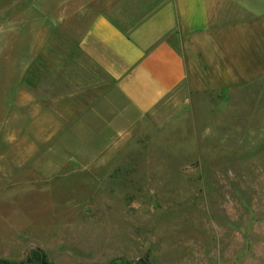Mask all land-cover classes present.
I'll list each match as a JSON object with an SVG mask.
<instances>
[{
	"label": "rangeland",
	"instance_id": "obj_1",
	"mask_svg": "<svg viewBox=\"0 0 264 264\" xmlns=\"http://www.w3.org/2000/svg\"><path fill=\"white\" fill-rule=\"evenodd\" d=\"M96 1L0 0V264H264V73L208 49L121 110L79 51Z\"/></svg>",
	"mask_w": 264,
	"mask_h": 264
},
{
	"label": "crops",
	"instance_id": "obj_2",
	"mask_svg": "<svg viewBox=\"0 0 264 264\" xmlns=\"http://www.w3.org/2000/svg\"><path fill=\"white\" fill-rule=\"evenodd\" d=\"M96 2L79 51L114 83L121 110L151 113L195 80L208 49L212 58L224 48L240 49L243 70L264 73V0Z\"/></svg>",
	"mask_w": 264,
	"mask_h": 264
},
{
	"label": "water",
	"instance_id": "obj_3",
	"mask_svg": "<svg viewBox=\"0 0 264 264\" xmlns=\"http://www.w3.org/2000/svg\"><path fill=\"white\" fill-rule=\"evenodd\" d=\"M29 262V255L27 256V259H26V263L25 264H28Z\"/></svg>",
	"mask_w": 264,
	"mask_h": 264
},
{
	"label": "trees",
	"instance_id": "obj_4",
	"mask_svg": "<svg viewBox=\"0 0 264 264\" xmlns=\"http://www.w3.org/2000/svg\"><path fill=\"white\" fill-rule=\"evenodd\" d=\"M41 259H42L43 264H47L43 257Z\"/></svg>",
	"mask_w": 264,
	"mask_h": 264
}]
</instances>
